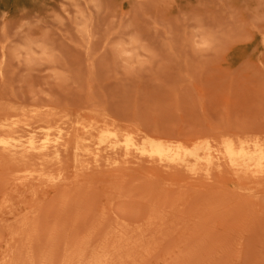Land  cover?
<instances>
[{"label":"rangeland","instance_id":"1","mask_svg":"<svg viewBox=\"0 0 264 264\" xmlns=\"http://www.w3.org/2000/svg\"><path fill=\"white\" fill-rule=\"evenodd\" d=\"M0 124V264H264L263 168L122 145L264 138V0H0Z\"/></svg>","mask_w":264,"mask_h":264},{"label":"bare ground","instance_id":"2","mask_svg":"<svg viewBox=\"0 0 264 264\" xmlns=\"http://www.w3.org/2000/svg\"><path fill=\"white\" fill-rule=\"evenodd\" d=\"M2 109V108H1ZM19 111H20V109H18ZM10 111H11V109H10ZM19 111H18V114H19ZM51 111V110H50ZM1 112H3L2 110H1ZM35 112V111H34ZM33 112V113H34ZM6 113V112H5ZM8 113V112H7ZM41 112H39V114H40ZM45 113V112H44ZM12 114V113H11ZM34 114H36V113H34ZM43 114V113H42ZM42 114H40V115H42ZM46 114V113H45ZM53 115H54V113H53ZM4 116V115H3ZM6 116V115H5ZM25 116H26V114H25ZM37 116V115H36ZM35 116V117H36ZM46 116V115H45ZM67 115H65V117H66ZM31 117V116H30ZM32 117H33V115H32ZM43 117V116H42ZM54 117V116H53ZM6 118V117H5ZM9 118V117H8ZM21 118H23V117H21ZM25 118V117H24ZM37 118V117H36ZM36 118H34L35 120H36ZM38 118H40L39 116H38ZM37 118V119H38ZM55 118V117H54ZM64 118V117H63ZM12 119V118H11ZM13 119H14V117H13ZM19 119V118H18ZM68 119V118H67ZM65 120V123H66V121L68 122L69 120ZM71 119V118H70ZM7 120V119H6ZM27 120V119H26ZM26 120H25V122H26ZM49 120V119H48ZM61 120V119H60ZM18 121V120H17ZM22 121V120H21ZM31 121V120H30ZM29 121V122H30ZM63 121H64V119H63ZM2 122V121H1ZM6 122V121H5ZM12 122H13V120H12ZM12 122H10V123H12ZM19 122H20V119H19ZM29 122H26L27 124L26 125H28L29 124ZM70 122V121H69ZM30 123H32V122H30ZM59 123H61V124H59V125H62L63 126V124L65 125V123H62L61 121L59 122ZM7 124V123H6ZM16 124H18V122H15V125L14 126H17ZM0 125H2L3 127H4V125L5 124H0ZM7 125H9V124H7ZM21 125V124H20ZM19 124H18V126H20ZM26 125H24V126H26ZM42 125V124H41ZM48 125V124H47ZM58 125V124H57ZM71 125V124H70ZM90 125H95V124H92V123H90ZM97 125V124H96ZM2 126H0V127H2ZM6 126V125H5ZM50 126V125H49ZM61 126V127H62ZM72 126V125H71ZM12 127V126H11ZM22 127V126H21ZM27 127V126H26ZM29 127V126H28ZM27 127V129H29ZM46 127H48V126H46ZM52 127V126H51ZM50 127V128H51ZM64 127L65 126H63L62 128L64 129ZM89 127V126H88ZM6 128H8V127H6ZM25 128V127H24ZM49 128V127H48ZM90 128H91V126H90ZM94 128V127H93ZM116 128V127H115ZM2 130H3V128H1ZM1 129H0V131H1ZM16 129V128H15ZM14 129V130H15ZM53 129V128H52ZM59 129V128H58ZM58 129H57V133L59 132V131H61V132H63L61 129L58 131ZM71 129V128H70ZM87 129V128H86ZM112 129V127L110 128V130ZM11 130V129H10ZM13 130V129H12ZM12 130H11V133H12ZM17 130V129H16ZM40 130V129H39ZM42 130V129H41ZM45 130V129H44ZM47 130V129H46ZM45 130V132H47L48 133V131H46ZM53 130H55L54 132H56V129H53ZM53 130L51 131V129L49 130V133H50V131L51 132H53ZM66 130V129H65ZM101 131H103L102 129H100ZM104 130H107V128L106 129H104ZM109 130V128H108V131H104V133H102L101 135L98 133V135H100V136H97L96 138L98 139L97 141H98V145L99 146H103L104 144H107V146L109 145V146H111V148H114V150L116 149V147H117V144L119 143V141H118V135H117V133H116V129H115V131L113 130V131H110ZM32 131V130H31ZM84 131V130H83ZM86 131V130H85ZM93 131V130H92ZM4 132L6 133L7 132V130H5L4 129ZM10 132V131H9ZM8 132V133H9ZM14 132V131H13ZM33 132V131H32ZM35 132V131H34ZM42 132V131H41ZM44 132V133H45ZM99 132V131H98ZM4 133V135H3V133L2 134H0V135H2V137L4 136V138H6L7 136H9L8 135V133L7 134H5ZM19 132H17V134L16 135H19L18 134ZM57 133L55 134L57 137L59 136V138H60V135H57ZM85 133V132H84ZM87 133H89V130H88V132H86V134ZM101 133V132H100ZM122 133V132H121ZM120 133V134H121ZM10 134V133H9ZM59 134V133H58ZM62 134V133H61ZM122 134H125L124 132L122 133ZM129 134V133H128ZM127 134V135H128ZM140 134V133H139ZM244 134V133H243ZM7 135V136H6ZM11 135V134H10ZM29 135V134H28ZM35 135V134H34ZM64 135V134H63ZM90 135V134H89ZM126 135V137H125V139H124V141H123V143H122V145L123 146H125L124 148H126L127 149V151L128 152H130L131 150H133V152L134 151H136V152H138V153H141L142 155H147V156H150L151 158H156V159H158L159 161H161V163L163 162V163H165L164 165H167V164H170L171 166H182L183 168L184 167H189V166H194V169L195 170H199L201 167H200V165H205L206 166V168H204L205 170L203 171V172H205L206 170H207V173H208V169H209V166L211 167V164L212 163H215L214 161H218V160H220V159H223V160H225V162L227 163V165H229L233 170H235L238 174L239 173H244V174H246L247 172H249V171H254L255 173H256V171L257 172H259V170L261 169V168H263L264 169V138H259V137H252V138H250V136H249V138L250 139H246L247 137H244L243 138V136H242V138H240V137H237V136H235V138H231V137H228V136H225V137H222L221 138V140H220V142L218 143V145H219V147H220V151L219 152H217L216 154H214V152H213V150H212V147H211V144H210V142L209 141H207L208 139V137H206L205 139H207V140H205V139H202L201 141H199V142H196V143H194L193 145H192V147H186V146H184L182 143H170V142H162L161 140L160 141H156V140H154L153 138V140L152 139H147L148 137H146V138H142V142H141V144L140 143H137V142H135V141H133V139L131 138V137H129V135L127 136ZM133 135V134H132ZM138 135V134H137ZM204 135V134H203ZM237 135V134H236ZM247 135V134H246ZM245 135V136H246ZM17 138L15 135H11L10 137L11 138ZM22 136V135H21ZM32 136H33V134H32ZM29 137V141H28V148H26V150H30V151H37V150H40V151H44V150H47V147H49V145H47L46 144V142H48V141H46L44 144L42 143V145H40V147H36L35 145H34V142L36 141V139H35V141L33 142V140L32 139H34L33 137ZM36 136V135H35ZM120 136V135H119ZM135 136V135H134ZM205 136V135H204ZM248 136V135H247ZM36 137H38V136H36ZM35 137V138H36ZM52 137H54V136H52ZM118 137V138H117ZM123 137V135L121 136V138ZM145 137V136H144ZM10 138V139H11ZM15 138H14V140H15ZM19 138V137H18ZM58 138V139H59ZM63 138V137H62ZM80 138V137H79ZM138 138V137H137ZM209 138H210V136H209ZM0 139H1V137H0ZM23 139V138H22ZM49 139V138H48ZM61 139V138H60ZM93 139V138H92ZM211 139V138H210ZM3 140V139H2ZM2 140H0V143H1V146L3 145L4 146V148H5V150H9L10 152L11 151H13V150H15L14 148H16V147H18V146H15V145H12L13 144V141H11L12 142V144H9V143H7L6 142V140H4V141H2ZM13 140V139H12ZM17 140L18 139H16V142H17ZM46 140V139H45ZM51 140V139H50ZM55 140V139H54ZM7 141H9V140H7ZM21 141V139L20 140H18V142H20ZM60 141H62V140H60ZM88 141V140H87ZM87 141H86V143H87ZM93 141V140H92ZM96 141V140H95ZM198 141V140H197ZM26 142H27V140H26ZM37 142V141H36ZM49 142H51V141H49ZM48 142V143H49ZM53 142V141H52ZM51 142V143H52ZM55 142H58V141H56L55 140ZM55 142L53 143L54 144V146H55ZM21 143V142H20ZM79 143V142H78ZM90 143V142H89ZM16 144V143H15ZM22 144V143H21ZM25 144V141H24V143H23V145ZM39 144V143H38ZM53 144H51V149H52V145ZM80 144V143H79ZM18 145H20V144H18ZM57 145V144H56ZM87 145H89L88 143H87ZM2 146V147H3ZM25 146V145H24ZM84 146V145H83ZM105 146V145H104ZM60 147V146H59ZM58 147V148H59ZM21 148V150H22V146L20 147ZM55 148V147H54ZM61 148V147H60ZM59 148V149H60ZM79 148V147H78ZM110 148V149H111ZM1 149V148H0ZM24 149V148H23ZM51 149H49L48 151H50ZM63 149V148H62ZM96 149V148H95ZM109 149V150H110ZM4 150V151H5ZM16 150H19V149H16ZM21 150H20V152H21ZM26 150L24 149V151L26 152ZM53 150V149H52ZM51 150V151H52ZM75 150V149H74ZM113 150V149H112ZM23 151V152H24ZM29 151V152H30ZM60 151V150H59ZM64 151V150H63ZM81 151H82V149H81ZM126 151V150H125ZM6 152V151H5ZM14 152V151H13ZM16 152V156L18 157L19 156V154L18 153H20L19 151L17 152V151H15ZM28 152V153H29ZM39 152V151H38ZM53 152V151H52ZM55 152H56V150H55ZM88 152H90V151H88ZM116 152V151H115ZM127 152V153H128ZM8 153V152H7ZM27 153V152H26ZM28 153H27V155H28ZM34 153V152H33ZM36 153V152H35ZM41 153H43V152H41ZM41 153H39V154H33V155H39V156H42L41 155ZM91 153V152H90ZM10 154V153H9ZM18 154V155H17ZM49 154V153H48ZM54 154V153H53ZM86 154V153H85ZM114 154V153H113ZM124 155L126 154V153H123ZM137 154V153H136ZM135 154V155H136ZM12 155V154H11ZM24 155V154H23ZM49 155H51V153L49 154ZM16 156H14V157H16ZM44 156V155H43ZM46 156H47V154H46ZM54 156H56V155H54ZM58 156V155H57ZM56 156V157H57ZM78 156V155H77ZM80 156H81V154H80ZM90 156H92V155H90ZM12 157V156H11ZM23 158H25V156H22ZM27 157V156H26ZM51 157V156H50ZM53 157V156H52ZM76 157V156H75ZM83 157V156H82ZM89 157V156H88ZM95 158L94 159H97V161L98 160H100V153H99V151H98V154L96 153L95 154V156H94ZM20 158V157H19ZM22 158V159H23ZM81 158V157H80ZM85 158V157H84ZM114 158V157H113ZM125 158V157H124ZM75 159V158H74ZM77 159V158H76ZM108 159V158H107ZM106 159V160H107ZM138 159V158H137ZM21 160V159H20ZM44 160H47V159H44ZM132 160V159H131ZM135 160V159H134ZM133 160V161H134ZM223 160H220V161H223ZM76 161V160H75ZM78 161V160H77ZM93 161V160H92ZM110 161V160H109ZM112 161V160H111ZM115 161V160H114ZM93 162H96V161H93ZM106 162V161H105ZM139 162V161H138ZM117 163V162H116ZM149 163V162H148ZM167 163V164H166ZM79 164V163H78ZM81 164H83V163H81ZM85 164V163H84ZM106 164V163H105ZM217 164V163H216ZM85 165H88L87 163L85 164ZM92 165H95V164H92ZM107 165V164H106ZM110 165V164H109ZM116 165V164H115ZM160 165V164H159ZM170 165H168L169 167H170ZM218 165V164H217ZM79 166H81L80 164H79ZM96 166V165H95ZM216 166V165H215ZM85 167H87V166H85ZM203 167V166H202ZM173 168V167H172ZM180 168V167H179ZM216 168V167H215ZM162 169V168H161ZM203 169V168H202ZM217 169H219V167L217 168ZM164 170V169H163ZM195 170L193 171V169L191 170L192 172H195ZM212 170V169H211ZM210 170V171H211ZM215 171H217L216 169H214ZM221 170V169H220ZM262 170V169H261ZM260 170V172H262ZM168 171H169V169H168ZM173 172V171H172ZM253 172V173H254ZM190 173V172H189ZM196 173V172H195ZM219 173V172H218ZM263 173H264V170H263ZM185 174V173H184ZM197 174H199V173H197ZM258 174V173H257ZM241 175V174H240ZM243 175V174H242ZM241 175V176H242ZM261 175H263V174H261ZM237 176H239V175H237ZM236 176V177H237ZM257 177H258V175H256ZM260 176V175H259ZM235 177V176H234ZM235 177V178H236ZM239 179V178H238ZM240 179H241V177H240ZM246 179H247V177H246Z\"/></svg>","mask_w":264,"mask_h":264}]
</instances>
